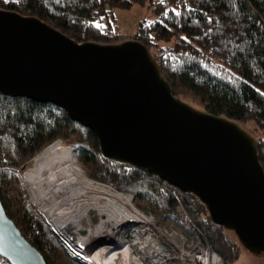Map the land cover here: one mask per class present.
<instances>
[{
  "label": "trees",
  "instance_id": "16d2710c",
  "mask_svg": "<svg viewBox=\"0 0 264 264\" xmlns=\"http://www.w3.org/2000/svg\"><path fill=\"white\" fill-rule=\"evenodd\" d=\"M144 1L155 14L152 20H140L130 37L114 30L113 7ZM0 9L37 17L77 42L140 41L174 96L244 128L253 126L264 171V0H0ZM93 9L104 24L95 22ZM57 140L73 147L86 176L129 193L133 207L151 213L160 228L183 235L187 243L207 244L219 264H235L239 244L230 230L210 221L195 196L102 158L94 133L59 107L0 95V203L46 264H81L67 256L22 180L35 156ZM0 264L9 263L0 256Z\"/></svg>",
  "mask_w": 264,
  "mask_h": 264
},
{
  "label": "water",
  "instance_id": "95a60500",
  "mask_svg": "<svg viewBox=\"0 0 264 264\" xmlns=\"http://www.w3.org/2000/svg\"><path fill=\"white\" fill-rule=\"evenodd\" d=\"M0 95L59 107L94 133L102 158L195 196L213 224L264 258V171L256 137L174 96L140 41L77 42L37 17L0 9ZM0 256L9 264H46L1 203ZM79 259L72 260L88 264Z\"/></svg>",
  "mask_w": 264,
  "mask_h": 264
},
{
  "label": "bare ground",
  "instance_id": "6f19581e",
  "mask_svg": "<svg viewBox=\"0 0 264 264\" xmlns=\"http://www.w3.org/2000/svg\"><path fill=\"white\" fill-rule=\"evenodd\" d=\"M23 180L40 200L39 209L35 206L48 225L88 264H130L131 246L143 254L140 243L122 240L124 228L142 220L132 196L113 192L86 176L70 146L54 143L45 148Z\"/></svg>",
  "mask_w": 264,
  "mask_h": 264
},
{
  "label": "built area",
  "instance_id": "2783aa9c",
  "mask_svg": "<svg viewBox=\"0 0 264 264\" xmlns=\"http://www.w3.org/2000/svg\"><path fill=\"white\" fill-rule=\"evenodd\" d=\"M93 16H100L96 9L92 10ZM96 183L118 192L111 185L96 181ZM128 194V193H126ZM130 198L131 195L129 194ZM134 209V208H133ZM141 216V221L126 242L144 247L143 254L131 246L130 264H219V256L207 244L197 246L187 243L183 235L160 228L151 213L134 209ZM184 218L186 216L180 207ZM126 237L125 235H123ZM123 237V238H124Z\"/></svg>",
  "mask_w": 264,
  "mask_h": 264
},
{
  "label": "rangeland",
  "instance_id": "374dc122",
  "mask_svg": "<svg viewBox=\"0 0 264 264\" xmlns=\"http://www.w3.org/2000/svg\"><path fill=\"white\" fill-rule=\"evenodd\" d=\"M111 10H112V14H113V20L111 21V24L114 26V30H116L117 32H120L121 34H123V35H125L127 37H130V36L133 35V33L135 32L136 25H137V23L140 20H142V19L152 20L155 17V14L152 12L151 8L148 7L146 1H144V2H134L133 4H131V6L129 8H126V9L119 8V7H113ZM95 22L104 24L105 23V19L101 15L99 17H95ZM252 127L253 126L250 123L245 125V129H247L249 132L254 134V131L252 130ZM54 143H60L61 145L71 146L70 144H66V143L63 144L60 141L53 142L52 144H54ZM72 153H74V152H72ZM74 157H75L76 162H77V164L79 166L78 159L76 158L75 155H74ZM32 163H33V160L31 162V165H32ZM23 175H24V172H23ZM24 185H26V187H27V184H26L25 181H24ZM27 189H28V187H27ZM29 193H30V191H29ZM123 193H125V192H123ZM29 195H30V198H29ZM29 195H28L29 201L32 199L33 202L37 205V207L39 209V206L41 204L40 200L35 199L31 194H29ZM35 204H33V205L35 206ZM139 224L140 223H135L133 225H130V226L124 228V230L122 232L123 235L126 236V237L122 236V237H124V238H122V240L124 242H125V240H128L130 234L133 232L134 229H136V227ZM228 234L230 235V237H232L236 241V238H235L234 234L231 231ZM131 236H132V234H131ZM125 243L129 244L128 242H125ZM62 244L64 246V249H65V252H66L67 256L70 259L78 258L76 255H74L67 248V246L65 245L64 242ZM79 260L81 262H83L82 259H79ZM235 264H264V258H263V256L261 254L250 253L248 250L242 248L239 245V255L237 257V260H236Z\"/></svg>",
  "mask_w": 264,
  "mask_h": 264
},
{
  "label": "snow or ice",
  "instance_id": "6c2138e0",
  "mask_svg": "<svg viewBox=\"0 0 264 264\" xmlns=\"http://www.w3.org/2000/svg\"><path fill=\"white\" fill-rule=\"evenodd\" d=\"M97 27H100V25H97Z\"/></svg>",
  "mask_w": 264,
  "mask_h": 264
}]
</instances>
